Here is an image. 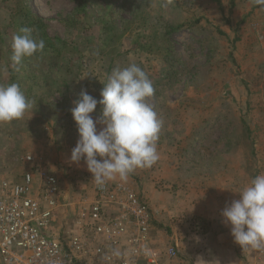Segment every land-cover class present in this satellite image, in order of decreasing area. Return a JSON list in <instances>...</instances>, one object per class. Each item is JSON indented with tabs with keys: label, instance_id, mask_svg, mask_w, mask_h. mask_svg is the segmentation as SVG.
<instances>
[{
	"label": "rangeland",
	"instance_id": "rangeland-1",
	"mask_svg": "<svg viewBox=\"0 0 264 264\" xmlns=\"http://www.w3.org/2000/svg\"><path fill=\"white\" fill-rule=\"evenodd\" d=\"M120 4L0 0V84H19L34 102L22 119L0 123V178L19 181L29 169L54 168L62 187L57 230L72 232L79 207L93 198L94 182L87 168L78 172L68 165L79 139L72 109L81 90L99 100L113 70L141 67L155 89L148 102L163 122L159 159L126 180L106 182L122 183L138 195L152 223L146 253L136 256L124 248L113 264H161V249L173 233L161 220L164 167L170 194L175 172L192 169L196 174L205 160L215 170L231 166L244 179L264 174V11L253 0H141L150 15L181 26L166 35L171 49L164 48L161 36L155 39L161 50L151 53L131 49L135 24L127 25L131 16ZM24 26L45 41V48L25 58L17 71L11 62L12 38ZM139 43L151 42L143 38ZM100 112L98 104L94 120ZM28 155L34 158L30 165ZM79 164L86 167L83 160Z\"/></svg>",
	"mask_w": 264,
	"mask_h": 264
},
{
	"label": "clouds",
	"instance_id": "clouds-1",
	"mask_svg": "<svg viewBox=\"0 0 264 264\" xmlns=\"http://www.w3.org/2000/svg\"><path fill=\"white\" fill-rule=\"evenodd\" d=\"M253 2L264 11V0ZM11 48L12 67L19 71L25 58L43 51L45 41L35 39L33 29L25 27L13 36ZM154 94L147 73L135 64L113 70L99 100L81 90L72 109L79 139L70 163L83 160L98 186L116 177L126 180L137 169L152 167L159 159L157 141L163 125L148 102ZM33 104L19 84H0V123L22 119ZM98 104L101 112L94 120ZM97 125L103 127L98 131ZM238 194L239 199L222 210V223L242 249L264 251V174L251 179Z\"/></svg>",
	"mask_w": 264,
	"mask_h": 264
},
{
	"label": "built area",
	"instance_id": "built-area-1",
	"mask_svg": "<svg viewBox=\"0 0 264 264\" xmlns=\"http://www.w3.org/2000/svg\"><path fill=\"white\" fill-rule=\"evenodd\" d=\"M25 160L30 165L34 158ZM91 191L73 231L60 232L62 187L55 175L29 169L20 181L0 178V264H113L124 248L146 253L152 223L147 204L122 183L92 182ZM255 251L264 258V251Z\"/></svg>",
	"mask_w": 264,
	"mask_h": 264
},
{
	"label": "crops",
	"instance_id": "crops-1",
	"mask_svg": "<svg viewBox=\"0 0 264 264\" xmlns=\"http://www.w3.org/2000/svg\"><path fill=\"white\" fill-rule=\"evenodd\" d=\"M68 162L65 166L76 167L78 172L86 170L80 164L70 163V159ZM46 167L48 173L57 175L54 168ZM200 168L196 174L192 169L188 173L175 172L173 194H170L169 175L165 167L162 169L161 220H165L167 230L170 228L173 233L161 249V264H264V258L258 257L255 250L242 249L234 243L221 217L224 207L239 199L238 193L251 180L244 179L240 171H232L231 166L222 164L221 171L215 170L207 160ZM170 249L176 252V258L169 256Z\"/></svg>",
	"mask_w": 264,
	"mask_h": 264
},
{
	"label": "trees",
	"instance_id": "trees-1",
	"mask_svg": "<svg viewBox=\"0 0 264 264\" xmlns=\"http://www.w3.org/2000/svg\"><path fill=\"white\" fill-rule=\"evenodd\" d=\"M213 1L219 3V0H213ZM119 8L125 9L126 11H128V13L131 16L130 22H127V25L135 24V26L133 27L134 31L132 33L135 39L132 43L131 49L147 50L150 51L151 53L159 52L162 47L161 41L159 44H157L155 43V39L157 38L161 39V36L164 39L163 41L165 43L164 48L166 50L172 48L166 39V35L172 31L178 30L181 26H175L174 24H169L165 22L162 16L157 17L154 15H150L148 11H145L141 7V0H121V4L119 5ZM199 22L200 20L198 19L194 24H198ZM143 27H145V29ZM146 27L149 29L148 33H146ZM22 28H25V26ZM162 30L163 33L161 35ZM43 36H45L47 40V36L45 34ZM33 37L36 38L34 31H33ZM143 38L147 39L151 43L150 44L139 43V41ZM48 41L50 40L48 39Z\"/></svg>",
	"mask_w": 264,
	"mask_h": 264
}]
</instances>
